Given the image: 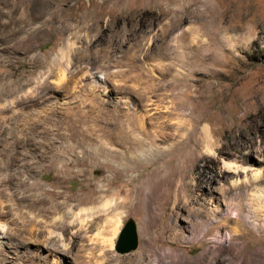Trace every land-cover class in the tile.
<instances>
[{
    "label": "rangeland",
    "instance_id": "1",
    "mask_svg": "<svg viewBox=\"0 0 264 264\" xmlns=\"http://www.w3.org/2000/svg\"><path fill=\"white\" fill-rule=\"evenodd\" d=\"M0 84L20 95L0 109V151L13 136L67 200L4 189L0 264H264V0H0ZM130 122L148 131H132V169ZM148 176L168 180L153 217L146 185L135 195ZM128 218L137 245L119 253Z\"/></svg>",
    "mask_w": 264,
    "mask_h": 264
},
{
    "label": "bare ground",
    "instance_id": "2",
    "mask_svg": "<svg viewBox=\"0 0 264 264\" xmlns=\"http://www.w3.org/2000/svg\"><path fill=\"white\" fill-rule=\"evenodd\" d=\"M32 78L29 77L26 81V83L24 84V86H21L20 89H17L18 91L21 92V94H26L28 92L32 91V88L29 87V84L31 82ZM1 85V84H0ZM17 91V92H18ZM13 93V92H12ZM11 93V94H12ZM10 94V95H11ZM14 94V93H13ZM20 94V93H19ZM9 96V95H8ZM20 95L16 94V95H12L10 96V98H7L4 96V93L2 91V88L0 87V109L2 108H6L8 105L13 104L15 101V99H18ZM45 118L48 119L49 118V112L48 109H46V114H45ZM131 121V120H130ZM125 129V128H124ZM207 129V128H206ZM133 130H138L140 132H144L145 134L148 135V131L142 126L141 123L138 122H130V130H123L122 131V138L123 139H127L130 142V169L133 168V164L136 161V158H133V154L132 151H138L140 150V147L143 144V139L141 137H133L132 135V131ZM130 131V133L128 132ZM205 133V132H204ZM129 134V135H128ZM47 142V146L49 151L48 152H54V144L51 141L50 138H48ZM3 142L5 144H3V148L0 151V196L3 197V195L5 196L4 193V189H11V188H15L13 192L9 193V198L11 201H26L28 202V205H32V206H43L47 203H54V206L58 209L61 210L65 207V204L67 203V200H59V198H62L63 195L62 193L58 190V191H54L52 189H49L47 187L44 188V186L42 184H40L36 179H35V171H36V164L37 162L35 161V158L33 155L28 156V159H24L23 157L15 154L18 152V150L13 149L14 147H17V140L13 138V136L5 138L3 140ZM1 144V143H0ZM13 147V148H12ZM140 157V156H139ZM142 159V158H141ZM65 163H62V165L64 166ZM61 165V169H63L64 167ZM227 166H230L229 162H226ZM238 165H236L237 167ZM60 168V166H59ZM161 168V164L159 163L157 165V167H155V170H158ZM158 172V173H157ZM25 174V175H24ZM159 174V171H156L155 176ZM258 174V169H256L253 173V177H256ZM158 176V175H157ZM168 177V176H166ZM164 178V177H163ZM163 178H157V179H153L151 181L150 176H148L144 181L141 180L139 184H137L136 188H135V195L136 196H140L142 194V187L143 185H146V188H148V192L146 194V201H145V214L149 217H153L154 216V209L157 207L156 205H160V203L162 204V201L164 199L163 196H156L155 192L157 189H159L161 187V184L165 181H168L167 179H163ZM169 179V178H168ZM173 181V180H172ZM182 181V180H181ZM174 183V182H173ZM169 184V183H168ZM162 188V187H161ZM12 191V190H11ZM166 191V190H165ZM162 193V191H161ZM160 193V194H161ZM166 194V193H165ZM164 194V195H165ZM168 194V193H167ZM187 196V195H186ZM189 198V196H188ZM17 202V203H18ZM157 202V203H156ZM156 203V204H155ZM181 202L178 201V204H180ZM230 204V203H229ZM13 206V205H12ZM49 206V205H48ZM40 207V208H41ZM39 208V207H38ZM53 208V207H52ZM55 208V209H56ZM43 211V210H42ZM46 212H50L49 210H45ZM44 211V212H45ZM83 211V210H82ZM12 212V211H11ZM67 212V211H66ZM65 211H63V219L61 221V227L65 228L64 226L67 225L66 224V217L68 212L66 213ZM16 213V212H15ZM51 213V212H50ZM1 214V213H0ZM6 215V214H4ZM2 215V216H4ZM28 215V214H27ZM22 219L23 225H36V218L33 216H29ZM78 215V214H77ZM50 216V215H49ZM146 216V218H147ZM5 217V216H4ZM22 216L16 217V220L19 218H21ZM24 217V216H23ZM3 218V217H1ZM15 218V216H14ZM80 218V217H79ZM86 218H80L81 221H84ZM51 220V219H50ZM49 220V221H50ZM220 220V219H219ZM221 221V220H220ZM220 221H216V222H210V224L207 225L208 228L213 227L216 229V231L219 232V227L221 226V222ZM11 222V221H10ZM15 222V221H14ZM48 222V221H47ZM6 223V222H5ZM4 223V220L0 219V224L2 225V228L4 229V227H6ZM14 224V223H13ZM16 224V223H15ZM45 225V224H44ZM118 225H119V221L117 222V224L112 228V232L111 235L109 237V246L111 248H113V244H114V237L115 234L118 230ZM194 225V224H193ZM67 227V226H66ZM68 228V227H67ZM194 228V227H193ZM31 229V228H30ZM37 229V228H36ZM207 229V228H206ZM39 230V229H37ZM42 230V229H41ZM1 231V229H0ZM31 231V230H30ZM206 231V230H205ZM2 232V231H1ZM5 232V236L6 237H11L10 236V230L9 228L6 229V231H3V233ZM230 233V231L225 230L224 234L222 235L221 238L222 239L224 237H226V235H228ZM13 236V235H12ZM2 252V251H1ZM175 255L176 252L174 251ZM178 254V253H177ZM179 255V254H178Z\"/></svg>",
    "mask_w": 264,
    "mask_h": 264
},
{
    "label": "water",
    "instance_id": "3",
    "mask_svg": "<svg viewBox=\"0 0 264 264\" xmlns=\"http://www.w3.org/2000/svg\"><path fill=\"white\" fill-rule=\"evenodd\" d=\"M137 245L135 223L131 218L126 219L120 227L114 242V249L119 252H128Z\"/></svg>",
    "mask_w": 264,
    "mask_h": 264
}]
</instances>
